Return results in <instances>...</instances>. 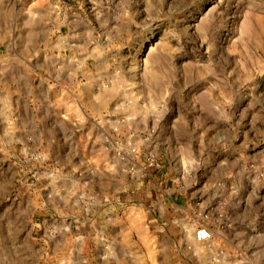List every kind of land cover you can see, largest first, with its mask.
Listing matches in <instances>:
<instances>
[{"label": "rangeland", "instance_id": "obj_1", "mask_svg": "<svg viewBox=\"0 0 264 264\" xmlns=\"http://www.w3.org/2000/svg\"><path fill=\"white\" fill-rule=\"evenodd\" d=\"M0 264H264V0H0Z\"/></svg>", "mask_w": 264, "mask_h": 264}, {"label": "built area", "instance_id": "obj_2", "mask_svg": "<svg viewBox=\"0 0 264 264\" xmlns=\"http://www.w3.org/2000/svg\"><path fill=\"white\" fill-rule=\"evenodd\" d=\"M196 237L200 241L210 240L212 238V232L206 227H201L197 230Z\"/></svg>", "mask_w": 264, "mask_h": 264}]
</instances>
